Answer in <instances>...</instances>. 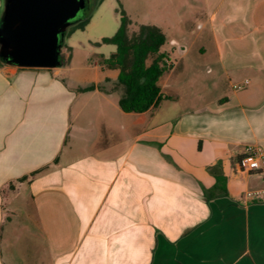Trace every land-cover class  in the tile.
Wrapping results in <instances>:
<instances>
[{"label":"crops","instance_id":"obj_1","mask_svg":"<svg viewBox=\"0 0 264 264\" xmlns=\"http://www.w3.org/2000/svg\"><path fill=\"white\" fill-rule=\"evenodd\" d=\"M151 7L191 35L143 111L111 89L114 49L65 33L54 66L0 56V264H264V168L238 161L264 156V0Z\"/></svg>","mask_w":264,"mask_h":264},{"label":"trees","instance_id":"obj_2","mask_svg":"<svg viewBox=\"0 0 264 264\" xmlns=\"http://www.w3.org/2000/svg\"><path fill=\"white\" fill-rule=\"evenodd\" d=\"M88 20L89 15L82 13L80 19L70 25L66 34L84 27ZM101 41L115 46L109 54L101 56L100 64L118 69L111 89L118 91L119 105L123 110L143 111L160 99L170 97L160 91L158 83L159 77L173 65L166 52L161 50L166 41L161 27L154 23H140L132 27L131 19L121 10L117 29L113 34L103 36ZM217 166L216 163L210 168L216 182L213 186L204 188L208 197L227 193L223 185L224 176Z\"/></svg>","mask_w":264,"mask_h":264},{"label":"water","instance_id":"obj_3","mask_svg":"<svg viewBox=\"0 0 264 264\" xmlns=\"http://www.w3.org/2000/svg\"><path fill=\"white\" fill-rule=\"evenodd\" d=\"M84 0H6L0 40L5 59L19 66L51 67L59 62L62 28L82 15Z\"/></svg>","mask_w":264,"mask_h":264},{"label":"rangeland","instance_id":"obj_4","mask_svg":"<svg viewBox=\"0 0 264 264\" xmlns=\"http://www.w3.org/2000/svg\"><path fill=\"white\" fill-rule=\"evenodd\" d=\"M152 0H84L82 13L89 15V20L84 27L72 30L70 41H82L85 45L94 50L109 53L115 48L113 43L102 42V36L114 33L120 23L121 10L131 19L132 27L140 23H159L166 35V41L162 49H166L168 56L174 66L179 70L182 64L179 61L178 45L175 39L182 41L190 38L191 27L187 28L185 15L154 14L151 7ZM63 26V35L67 32L71 24ZM187 29V30H186ZM10 46L0 40V56L6 58L10 51Z\"/></svg>","mask_w":264,"mask_h":264},{"label":"built area","instance_id":"obj_5","mask_svg":"<svg viewBox=\"0 0 264 264\" xmlns=\"http://www.w3.org/2000/svg\"><path fill=\"white\" fill-rule=\"evenodd\" d=\"M245 81H247V79H245ZM262 160H264L262 152L252 146H248L246 152L240 156L238 161L241 168L251 170L255 168H264V162L262 163Z\"/></svg>","mask_w":264,"mask_h":264}]
</instances>
